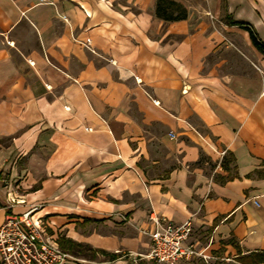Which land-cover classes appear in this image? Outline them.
Instances as JSON below:
<instances>
[{
	"label": "crops",
	"instance_id": "0c3cea01",
	"mask_svg": "<svg viewBox=\"0 0 264 264\" xmlns=\"http://www.w3.org/2000/svg\"><path fill=\"white\" fill-rule=\"evenodd\" d=\"M175 1L184 19L156 0H0V225L35 207L117 255L61 264H147L151 213L208 234L192 258L264 252V53L227 21L264 42V0Z\"/></svg>",
	"mask_w": 264,
	"mask_h": 264
},
{
	"label": "built area",
	"instance_id": "2783aa9c",
	"mask_svg": "<svg viewBox=\"0 0 264 264\" xmlns=\"http://www.w3.org/2000/svg\"><path fill=\"white\" fill-rule=\"evenodd\" d=\"M34 210L35 207H31L19 214H9L0 225L2 264H61L71 258L47 232L41 218L33 217ZM152 214L148 216L151 228L141 230L148 235L150 246L145 253H136V256L158 264H176L181 258L200 254L193 245H184L191 229L190 219L173 223Z\"/></svg>",
	"mask_w": 264,
	"mask_h": 264
},
{
	"label": "trees",
	"instance_id": "16d2710c",
	"mask_svg": "<svg viewBox=\"0 0 264 264\" xmlns=\"http://www.w3.org/2000/svg\"><path fill=\"white\" fill-rule=\"evenodd\" d=\"M155 14L157 17L166 20V21H172V20H179V19H184L186 17V9L185 7L175 1V0H156L155 4ZM227 21L230 24H236L239 25L240 27L244 28L245 30L248 31L249 37L253 45L260 50L261 52L264 53V42H262L254 30L252 29V26L242 20H232V19H227ZM60 246L64 249L70 250V245L76 244L79 246H84L88 250H91L93 253H99L102 254L109 259L115 258L117 255L116 253H107L106 251L102 249H96V248H91L89 245H82L79 243H74L72 240L67 239V238H61L60 239ZM67 243V244H66ZM238 262L242 264H264V252H250L246 255L242 256H237L235 258Z\"/></svg>",
	"mask_w": 264,
	"mask_h": 264
},
{
	"label": "rangeland",
	"instance_id": "374dc122",
	"mask_svg": "<svg viewBox=\"0 0 264 264\" xmlns=\"http://www.w3.org/2000/svg\"><path fill=\"white\" fill-rule=\"evenodd\" d=\"M43 224L45 225V229L47 231H49V233L53 236V238L56 239V241L58 242L59 246H60V239L63 238H67L72 240L74 243H79L82 245H89L86 243H81L78 242L76 240H73L71 238L65 237L64 235H59L57 233H54V231L49 228L47 222L42 221ZM51 230V232H50ZM187 241L189 243H196L195 245V250H199V248L203 245H205V243L208 241V234L205 233L203 230H199L198 229H194L190 235L188 236ZM67 244V243H66ZM91 248H93L91 245H89ZM61 247V246H60ZM70 250L64 249L62 248L64 251H66L67 253L70 254V256H77V257H81V258H86V259H91V260H96L99 259L101 256L99 253H93L91 250H88L86 247L84 246H79L76 244H72L69 246ZM208 254L210 256V259H208V263L205 262L203 259H199V258H181L178 260V262L176 264H235L232 261H226L229 258H231V255L233 254L232 251H227L226 252V248L223 246H219L217 249H208ZM145 253V252H144ZM137 254H143V253H137ZM195 256V255H193ZM142 257V256H141ZM146 259V258H145ZM232 259V258H231ZM148 260V259H147ZM146 260L147 264H158L155 261L152 260Z\"/></svg>",
	"mask_w": 264,
	"mask_h": 264
},
{
	"label": "bare ground",
	"instance_id": "6f19581e",
	"mask_svg": "<svg viewBox=\"0 0 264 264\" xmlns=\"http://www.w3.org/2000/svg\"><path fill=\"white\" fill-rule=\"evenodd\" d=\"M36 216H38V213H36V214L34 213V216L33 217L35 218Z\"/></svg>",
	"mask_w": 264,
	"mask_h": 264
}]
</instances>
